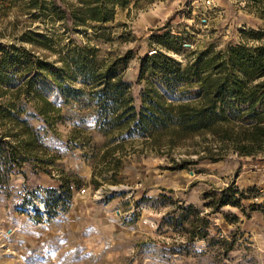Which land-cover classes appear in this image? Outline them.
<instances>
[{"label":"rangeland","instance_id":"rangeland-1","mask_svg":"<svg viewBox=\"0 0 264 264\" xmlns=\"http://www.w3.org/2000/svg\"><path fill=\"white\" fill-rule=\"evenodd\" d=\"M25 2L0 0V47L23 48L56 68L61 66L59 54L66 52L69 39L78 44L88 42L101 55L131 50L123 78L132 86L136 103L145 84L137 79L138 60L145 53L158 49L184 65L195 51L264 43V0H140L136 6L131 2L117 7L107 30L98 37L90 33L88 40L80 33L62 34L58 24L50 26L37 17L36 9L29 11ZM251 30L261 32V39H253ZM28 32L47 35L52 39L51 49L26 42ZM160 37L168 39L161 43ZM177 40L180 50L164 46ZM42 76L39 88L60 108L59 116L45 122L28 101L21 117L38 130L57 165L48 167L50 173L36 175L26 166L25 174L17 171L0 179V264H264V219L260 213L248 210L247 215L240 208L225 206L221 209L228 212L225 216H208L210 209L203 207L205 192L228 185L242 191L252 189V201L262 202V156H239L229 150L213 163L169 169L172 158L196 159L194 153L185 154L194 148L192 144L158 153L140 152L143 146L135 144L137 149L126 156L118 181L109 182L110 173L104 172L95 177L99 182L95 186L86 142L91 138L101 144L104 138L87 109L89 87L78 79H66L65 85L84 92L79 99L66 100L57 83L44 72ZM60 169L77 174L82 182L73 187L64 207L49 218L45 190L57 187ZM181 203L199 210L189 220L212 221L211 236L225 241L213 246L203 238L188 242L185 229L179 223L172 225ZM234 215L236 221L230 222Z\"/></svg>","mask_w":264,"mask_h":264},{"label":"trees","instance_id":"trees-1","mask_svg":"<svg viewBox=\"0 0 264 264\" xmlns=\"http://www.w3.org/2000/svg\"><path fill=\"white\" fill-rule=\"evenodd\" d=\"M139 1L27 0L24 5L29 11L36 9L37 17L44 18L50 26L58 24L62 34L80 33L88 40L90 33L98 37V33L107 30L117 7L131 2L136 6ZM250 33L256 40L263 35L253 30ZM25 37L34 46L51 49L52 39L45 34L28 32ZM166 39L160 37L159 41ZM172 43L164 46L180 50V41ZM65 48L66 52L59 54L61 66L56 68L23 48L0 47V179L17 171L25 174L26 166L36 175L50 173L48 167L57 165L56 156L49 154L38 130L21 117L28 101L45 122L59 116L60 108L39 88L43 72L57 83L66 100L79 99L84 93L81 88L65 85L66 79H78L89 87L87 109L95 116L96 130L104 138L101 144L91 138L86 142L94 164L91 182L95 186L99 184L95 177L104 172L110 173L109 182L118 181L126 156L137 149L135 144L143 146L138 149L140 152L148 149L156 153L192 144L194 148L185 154L194 153L196 159L172 158L169 169H185L202 161L213 163L229 150L239 156L264 158V43L195 51L192 60L184 65L158 49L145 53L138 60L137 79L145 82L138 93V103L132 86L123 78L132 58L131 50L122 55H101L88 42L78 44L71 39ZM81 182L77 174L60 169L57 187L45 190L49 218L64 207L73 187ZM250 193L252 189L242 191L233 185L215 188L203 194V207L210 209L208 216H225L228 212L221 209L231 206L247 215L257 211L264 219V200L254 202ZM177 208L180 213L172 225L179 223L185 229L188 242L203 238L208 246H213L225 241L211 236L209 229L215 228L212 221L201 224L189 220V216L198 213L197 207L181 203ZM236 218L234 215L230 222Z\"/></svg>","mask_w":264,"mask_h":264},{"label":"built area","instance_id":"built-area-1","mask_svg":"<svg viewBox=\"0 0 264 264\" xmlns=\"http://www.w3.org/2000/svg\"><path fill=\"white\" fill-rule=\"evenodd\" d=\"M82 191H84V189H82Z\"/></svg>","mask_w":264,"mask_h":264}]
</instances>
